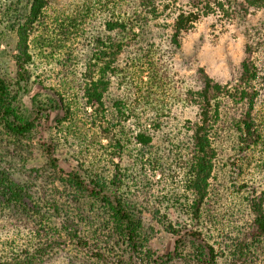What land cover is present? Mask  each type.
<instances>
[{"label": "rangeland", "instance_id": "obj_1", "mask_svg": "<svg viewBox=\"0 0 264 264\" xmlns=\"http://www.w3.org/2000/svg\"><path fill=\"white\" fill-rule=\"evenodd\" d=\"M49 1V7L30 39L32 59L28 66L29 81L23 91L16 85L13 27L22 18L28 0H0V77L5 80L11 93L16 95L17 109L21 115L33 118L35 107L40 106L49 111L48 122L42 120V127L21 141L6 137L0 129V173L5 172L25 187L28 202L24 210L4 207V213L0 211V250L15 246L31 247L38 241L47 242L59 232V225L64 219L78 223L82 235L92 236V248L103 247L102 243L96 242L98 236L94 232L100 230V222L105 217L103 210L98 205L94 206L95 214H89L85 220L83 216L87 214L88 206L84 211V206L83 209L75 207L76 204L71 201L73 198L66 199L40 145L42 141H51L60 168L65 172L80 167L97 171L110 179L112 169L119 165L124 175L121 193L138 210L149 236L148 247L157 256L173 249L174 238L166 233L162 224L169 221L182 232L195 226L221 256L217 264H229L230 247L236 238L246 234L252 222L248 201L254 193L259 194L264 190V155L259 149L249 156L234 157L229 141L223 143L202 218L199 223H191L188 210L192 195L186 189L185 163L191 121L195 120L196 110L185 103L177 104L175 97L180 92L186 94L199 89V69L222 85L237 80L246 42L242 23L238 20L226 21L217 16L202 18L181 39L180 48L173 52L169 51L167 40L171 11L185 7L189 0H159V11L154 17L149 14L148 7L140 5V0ZM132 6L144 18L151 20L144 29L148 37L145 40L154 41L156 47L159 46L160 50L154 58H164L172 82L167 83L165 92L159 91L160 100L165 102L168 111L154 115L153 119L145 121V125L144 120H139V130H144L151 138L149 146L141 149L143 158L139 155V161L130 157L119 161L112 155L118 133L103 138L105 133L92 125L95 112L84 107L82 80L86 62L94 49V39L102 35L103 21L110 15L109 9L118 8L120 11L116 13L122 16ZM85 7L89 8L82 14L85 18H77V22L72 21V28L66 29L65 25L71 24L69 17H73L77 11L83 12ZM259 16H250L248 24L255 23ZM124 60L125 55L119 58L120 65H124ZM141 75L146 81L148 74ZM122 90L116 82L112 84L106 99L108 105L122 98ZM57 94L72 108V115L61 123L55 120L56 113L48 109L49 100L57 98ZM257 116L264 122V99L257 106ZM130 124L125 126L126 129L136 131V127ZM50 204H59L67 211L62 212L60 218L52 217ZM154 213L158 215L155 217ZM41 215L47 219H40ZM80 218L85 221H80ZM36 233H39V237ZM250 248L253 256L240 264H264V238L259 243L251 244ZM188 251L186 249L184 254ZM43 264L101 263L86 260L68 246L57 249L48 261L44 259ZM170 264L193 263L176 259Z\"/></svg>", "mask_w": 264, "mask_h": 264}, {"label": "trees", "instance_id": "obj_2", "mask_svg": "<svg viewBox=\"0 0 264 264\" xmlns=\"http://www.w3.org/2000/svg\"><path fill=\"white\" fill-rule=\"evenodd\" d=\"M158 1L140 0V5L148 7L149 14L154 17L159 11ZM49 4V0H28L22 18L13 27L16 40L13 56L16 85L23 91L29 81L28 66L32 59L30 39ZM134 7H129L122 16L116 13L120 11L118 8L109 9L110 15L103 21L102 35L94 39V49L86 62L82 80L84 107L95 112L92 125L105 133L103 138L118 133L112 155L119 161L128 157L139 161V155L143 158L141 149L149 146L151 138L144 130H139V120H144L145 125V121L153 119L154 115L168 111L165 102L160 100L159 91L165 92L167 83L172 82L164 58H154L160 50L159 46L157 48L154 41L145 40L148 37L144 29L151 20L144 18ZM86 8L67 18L71 24L65 25L66 29L72 28V21L77 22V18H85L82 14L89 11ZM254 14L260 16L255 23L248 24V18ZM209 16L221 17L226 21L238 20L243 25L246 42L240 74L235 82L224 85L216 83L203 69H199V89L186 94L180 92L175 97L177 104L185 103L196 110L195 120L191 121L185 163L186 189L192 195L188 210L191 223H199L202 218L223 143L229 141L234 157L247 156L259 149L264 155V122L257 116V106L264 99V0H189L185 7L178 8L176 12L171 11L170 33L167 37L169 51L179 49L181 39L197 22ZM123 55L124 65H120L119 58ZM142 73L148 74L146 81H143ZM114 82L123 88L122 98L108 105L106 99ZM57 96L49 100L48 109L56 113L55 120L61 123L72 115V108L60 94ZM16 101V95L11 93L5 80L0 77V129L6 137L21 141L38 131L42 127V120L48 122L49 111L41 106L35 107V117L26 118L19 113ZM127 124L134 125L136 131L127 130ZM40 145L47 165L56 174L66 199L73 198L71 201L76 204L75 207L83 209L84 206V211L88 206L83 218L86 220L89 214H95L94 206L102 208L105 217L100 222V230L94 232L98 236L96 242L102 243L103 247L92 248V236L82 235L78 223L64 219L59 225V232L47 242L38 241L31 247L15 246L0 250V264H43L44 259L48 261L57 249L68 246L86 260L101 264H170L176 259L189 260L193 264L218 263L221 256L204 239L199 229L192 226L182 232L169 221L162 224L166 233L174 238L173 249L157 256L148 247L149 236L138 210L121 193L124 175L118 164L112 169L110 179L102 173L80 167L65 172L60 168L52 142L42 141ZM24 188L5 172L0 173L2 213L4 207L22 210L27 207V192ZM248 202L252 222L246 234L236 238L230 247L229 264L247 261L253 256L251 244L259 243L264 238V190L259 194L254 193ZM50 205L52 217L60 218L62 212L67 211L59 204ZM154 214L155 217L158 215ZM45 217L41 215L40 219H47ZM85 220L80 218V221ZM36 235L39 237V233ZM186 249L189 251L185 255Z\"/></svg>", "mask_w": 264, "mask_h": 264}]
</instances>
